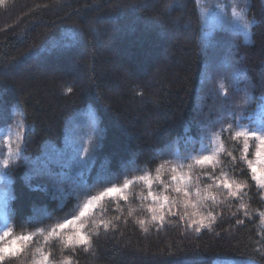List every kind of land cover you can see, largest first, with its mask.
<instances>
[{
	"label": "trees",
	"instance_id": "16d2710c",
	"mask_svg": "<svg viewBox=\"0 0 264 264\" xmlns=\"http://www.w3.org/2000/svg\"><path fill=\"white\" fill-rule=\"evenodd\" d=\"M246 14L254 21L249 40L230 28H216L202 44L194 0H6L0 5V127L17 117L27 125L23 156L11 160L8 169L0 235L5 228L12 229L9 236L33 234L24 251L7 264H37L41 253L49 255V264H63L69 256L72 264H213L228 259L264 264L262 190L251 179L246 161L239 160L242 144L227 133L221 137L225 151L219 154L215 175L223 170L230 181L247 183L237 196L213 187L215 202H203L209 208L193 197L192 203L185 206L181 201L169 211L168 205L160 209L147 197L141 182L126 190L131 193L127 201L105 198L82 218V234L98 232L87 251L63 246L72 228L48 237L74 213L84 194H68L60 202L50 190L35 187L41 182L31 181L30 186L23 161L24 156L40 155L46 141L61 143L66 119L87 104L93 106L102 130L90 162V194L104 187L95 176L116 173L118 183L144 174L141 169L154 176L168 158L159 155L161 151L199 149L201 120L220 112L221 100L215 95L220 78L231 87L227 73L242 74L233 105L242 102V94H251L249 112L264 94V0H249ZM95 41L103 46L98 48ZM82 47L87 51L81 52ZM160 55L172 66L149 61ZM44 68L54 72L44 73ZM82 71L87 81L77 80ZM116 86L122 90L115 94ZM252 150L250 146L249 160ZM228 152L237 157L235 164ZM210 183L203 177L200 187ZM154 190L160 191L155 185ZM231 191H237L235 186ZM241 203L247 207L241 209ZM149 206L157 208V216L164 215L162 224L151 220ZM208 210L215 216L211 229L196 233L195 225L188 227ZM141 219L147 232L138 223ZM237 219L244 223L237 224ZM101 220L115 227L97 229Z\"/></svg>",
	"mask_w": 264,
	"mask_h": 264
},
{
	"label": "snow or ice",
	"instance_id": "6c2138e0",
	"mask_svg": "<svg viewBox=\"0 0 264 264\" xmlns=\"http://www.w3.org/2000/svg\"><path fill=\"white\" fill-rule=\"evenodd\" d=\"M6 3V0H0V5ZM194 4L197 10L200 11V15H203L204 10L201 8V0H194ZM231 7V21L238 22L245 30H248L254 21H250L246 18L247 14L244 8L240 7V0H232ZM227 15V13H225ZM239 73L231 76L229 83L231 87L226 85L225 79L220 78L218 80L217 87L215 89V95L221 100L220 112L215 116L214 119L201 120L200 129V148L192 150H185L184 153H179L175 149L168 151H161L159 155L166 156L168 158L162 159L159 165L155 168V175L153 176L150 172L144 171V174L135 176L133 179H125L122 183H118L115 179L116 173L108 172L101 176L97 183L103 184V190L98 194H90L89 186L85 184L83 186L85 200L80 206L79 214L74 215L71 220L65 219L64 223H57L55 227L48 233V237H57L60 232L65 230L68 225L75 224L77 221L81 222L83 226V219L86 218V214L94 204L103 201L105 198L108 199H122L127 201L130 192L126 194V190H130L134 185L143 183L147 187V197H151L154 202L159 203V208L163 209L166 205L169 206V211L172 207L177 206L179 202H183L186 206L192 203V198L195 197L196 202L202 204L203 207L209 208V205L203 203L211 199L215 202V197L212 195L211 189L213 187H223L230 191V195L233 197L237 196L243 188H246L247 183H237L235 180H229L227 174L223 172L220 176L215 175L216 166L220 163L219 154L225 151L224 144L221 137L227 133L229 138L236 141L238 144H242V154L239 157L240 161H246L247 168L250 170L251 179L256 182V186L260 189H264V167H261L258 171L256 164H264V94L259 99L260 113L249 114L248 105L252 101L253 97L251 94H246L241 103L233 105V94L240 91L237 87ZM68 91H71L69 89ZM26 127L24 121L18 123L17 128L20 130L17 132L18 143L15 146V150L9 149L8 156L0 159V180H5L9 173L4 171L9 169L10 161L22 157L25 150V136L21 134L22 130ZM99 138H102V130L97 127H93L91 134L88 136L87 142H82L79 149L76 152V161L81 170L87 168L93 158L95 150L100 146ZM250 142L255 144V156L257 157L256 164L252 160L247 159L249 153ZM212 145H215L212 147ZM195 152L196 154H193ZM2 155V153H0ZM227 155L232 156L231 152ZM181 161H190L183 163ZM237 157L232 156V162L235 164ZM135 163V162H133ZM235 170V169H233ZM125 173L127 169L124 170ZM203 177H207L213 183L207 184L204 188L200 187V182ZM223 177V178H222ZM49 180L51 181V187L57 186L55 177L52 173H49ZM31 177L28 178L29 185L31 186ZM154 185L160 189L159 192L154 190ZM235 186L237 191H231L232 187ZM36 188L47 191V186L37 184ZM62 191V189H61ZM141 194V199H146ZM196 207V204L192 205ZM247 206L243 203L240 204V208L244 209ZM148 210L152 213L151 220H159L161 224L164 221V215L157 216V208L149 206ZM131 214V213H129ZM171 214L175 215V212ZM188 213L185 212L181 219H184ZM235 215V214H233ZM245 216L249 213L245 211ZM262 222H264V212L260 213ZM50 218V217H49ZM119 220L120 217H116ZM205 220L208 223H205ZM215 222V216L211 210L207 211V215H201L200 219L190 220L188 227H194V231L199 233L202 228L211 229V224ZM237 224H243L242 219H237ZM95 223V222H94ZM138 223L147 232L148 228L144 227L145 221L139 220ZM112 224L111 221L101 220L96 224L98 229L101 225L105 230ZM114 228L115 225L112 224ZM12 232L11 228L3 232V237H8ZM43 233V230H41ZM92 234H82L79 230L75 231L72 235H69L63 242L65 248L71 251H76L78 248H83L87 251L92 246ZM33 234L19 235L11 240L10 243L0 244V264H7V262L18 257V255L24 251L26 247L25 242L32 240ZM46 237V239H48ZM40 251V249H37ZM37 264H49V255L41 253V259L37 261ZM63 264H72L71 257H67Z\"/></svg>",
	"mask_w": 264,
	"mask_h": 264
},
{
	"label": "rangeland",
	"instance_id": "374dc122",
	"mask_svg": "<svg viewBox=\"0 0 264 264\" xmlns=\"http://www.w3.org/2000/svg\"><path fill=\"white\" fill-rule=\"evenodd\" d=\"M245 2V3H244ZM249 0H240V7L246 9L248 6ZM232 0H201V8L204 10L203 15H200L201 18V35L200 40L202 44L208 41V37L212 30L216 28H225L232 29L234 31L240 32L246 40L250 39V31L245 30L238 22H230L231 21V7ZM246 4V5H245ZM246 7V8H245ZM200 13V11H199ZM227 13V15H225ZM246 18L250 21L253 19ZM189 33V30H185ZM185 32V33H186ZM177 32L174 31V35L176 36ZM189 35V34H187ZM187 38V37H185ZM95 45L99 48L103 45H100L97 41H95ZM217 46H221L220 41H218ZM225 46V45H224ZM225 49H229L230 46L223 47ZM166 50V49H165ZM81 52L87 51V47H82L80 49ZM213 54V53H212ZM151 63L158 62L164 65L165 67L172 66L170 59L165 56L151 57L149 60ZM123 64L122 61H117L116 65ZM126 64V62L124 63ZM126 66V65H125ZM161 66V67H162ZM117 67V66H116ZM235 70V69H234ZM44 73H53L54 69H43ZM208 71V70H207ZM209 72V71H208ZM156 73V72H155ZM228 78H230L231 73H227ZM239 76H242L240 74ZM77 80L79 81H87V77L82 71L78 72L76 75ZM241 78V77H240ZM122 90L120 86H116L112 91L113 93H118ZM118 95V94H117ZM245 93L241 96L244 98ZM260 108L256 106L253 110H250L249 114H259ZM23 121L22 118L17 117L13 123L7 127H0V159L6 158L8 156L9 149L15 150V146L18 143L17 140V132L20 131L17 128L18 123ZM93 127H99V120L96 115V112L91 104H87L79 109H77L70 117H68L65 121L64 126V134L61 143L56 144L50 141L45 142V146L43 148V152L36 156H24L23 161L26 166V176L27 178L31 177V181L35 184L42 183V185H46L47 189L50 190L54 197L58 198L61 202L63 198H65L68 194H72L78 196V194H84L83 186L87 184L89 186V170L90 164L87 168L81 170L76 161V152L79 149V146L82 142L86 143L88 136L91 134ZM27 130L26 127L22 130L21 134L24 135ZM215 145H212L214 147ZM250 146L252 147V158L254 164H256L257 157L255 156V144L250 142ZM258 171L261 167H264V164H256ZM9 173L8 177L5 180H0V213L6 218V214L2 213V206L4 203V193L7 189L6 185H8L7 179L10 177V172L8 169L4 170ZM49 173H52L55 177L57 186L55 188L51 187V181L49 180ZM103 176V175H102ZM101 176L95 178H100ZM62 189V191H61ZM102 189L93 193V195L98 194ZM262 190V196L264 198V189ZM80 205L76 207L74 213L69 215L67 219L71 220L74 215L79 214L80 206L83 204L85 198L80 199ZM96 204L93 205V207ZM92 207V208H93ZM90 208L87 213L92 209ZM264 212V209L260 212ZM260 216V214H259ZM65 221V220H64ZM62 221L61 223H64ZM80 221H77L75 224H70L67 227L72 228V232H75L80 229ZM259 227L261 233L264 234V222H262V218L260 216ZM0 230H2L0 228ZM7 231V229H3V232ZM2 237V235H0ZM15 238V236H8L5 239L0 240V244L10 243L11 240ZM39 261V260H37ZM213 264H257L253 261H249L247 259H228L222 261H215Z\"/></svg>",
	"mask_w": 264,
	"mask_h": 264
}]
</instances>
